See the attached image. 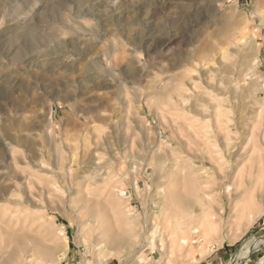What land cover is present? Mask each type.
Returning <instances> with one entry per match:
<instances>
[{
  "label": "rangeland",
  "instance_id": "rangeland-1",
  "mask_svg": "<svg viewBox=\"0 0 264 264\" xmlns=\"http://www.w3.org/2000/svg\"><path fill=\"white\" fill-rule=\"evenodd\" d=\"M0 173L18 261L258 264L263 0H0ZM184 222L208 252L173 245Z\"/></svg>",
  "mask_w": 264,
  "mask_h": 264
},
{
  "label": "bare ground",
  "instance_id": "bare-ground-1",
  "mask_svg": "<svg viewBox=\"0 0 264 264\" xmlns=\"http://www.w3.org/2000/svg\"><path fill=\"white\" fill-rule=\"evenodd\" d=\"M264 2V0H263ZM59 4V3H58ZM52 10L55 11L56 9V6L54 7H51ZM56 13V12H55ZM116 18H119V16H115ZM83 52V51H81ZM91 72V71H90ZM97 73V72H96ZM94 75H96L94 73ZM97 75H99L97 73ZM96 75V76H97ZM14 163V162H12ZM44 165H41L40 164V167L43 169ZM4 173V172H3ZM3 173H0V177H2ZM4 176V175H3ZM256 181V180H255ZM262 184V183H261ZM264 184V183H263ZM252 182L249 184V186H252ZM263 185H259V187H261ZM264 187V186H263ZM255 188H258L257 186V182H256V187ZM256 190V189H255ZM251 195L252 197L254 198V194L251 192ZM255 199V198H254ZM18 202V201H17ZM118 214H124V217H127V215L123 212H119ZM255 220V218L253 219ZM186 222L183 223V225H181L179 228H180V231H179V235L177 236L176 239H173V245L179 249L182 248H185L186 249V252H188V254H192L194 253V249L196 248L195 244L197 243V240H195L193 237V235H198L201 233V236H204V238H202L205 242H204V245H202V250L201 251H204L202 254H204L205 252H208L207 251V248L209 247L208 243L210 242L209 241V236L212 235V233L215 232V227L211 226L210 224L208 225V228L207 227H204L203 229L200 228L198 225L195 226H191V225H188L187 229H186ZM151 225V226H150ZM202 227V226H201ZM129 230H132V228L130 227ZM141 231H143L144 233V239L147 240L148 243H150V245L152 246V249L154 250L156 247H159L161 249V245L163 246V239L160 240V241H157V223L154 222L152 224H149V225H146L144 227V229ZM61 234L63 235L62 237L64 238L65 242H66V248H68V237L65 233V231L63 230L61 232ZM60 234V235H61ZM199 236V235H198ZM137 237V235H136ZM63 238H60V239H63ZM253 238V237H252ZM221 240V239H220ZM252 241V239L250 238V242ZM257 241V240H256ZM249 242V243H250ZM255 242V241H254ZM260 243V242H259ZM258 243V244H259ZM253 244V243H252ZM257 244V243H256ZM249 245V244H248ZM250 246V245H249ZM248 246V247H249ZM10 245H8L7 247H5L1 252H0V258H1V261H0V264H12V263H15L16 264H38L42 259H52L54 257V251L50 248H34V249H31L32 253L29 255L31 258H29V256H26L25 259H22L21 261H18L17 259V255L19 252H22V251H26V247L25 246H22L20 247V250L19 251H16L15 248H13L12 250H9L10 249ZM251 247V246H250ZM255 247V245L253 246ZM204 248H206L204 250ZM250 249V248H248ZM252 249V248H251ZM152 250V251H153ZM11 251V252H10ZM242 251V250H240ZM251 251V250H250ZM249 251V252H250ZM173 252V251H171ZM239 252V251H238ZM141 250L140 249H134L133 252H132V256H136L135 259L138 260L140 257H141ZM240 253V252H239ZM247 253L248 251H242L238 257L240 258L241 256H247ZM237 257V255H236ZM242 258V257H241ZM54 259V258H53ZM193 260L196 262L198 261V258L196 257H193ZM239 260V259H238ZM33 261V262H32ZM237 263V259L235 258V260L233 261H230L229 264H236ZM258 264H264V258L260 260V262Z\"/></svg>",
  "mask_w": 264,
  "mask_h": 264
}]
</instances>
